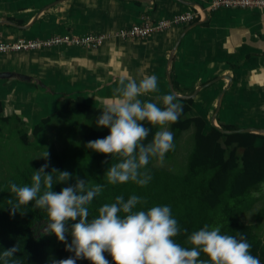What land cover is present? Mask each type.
<instances>
[{
    "label": "trees",
    "instance_id": "obj_1",
    "mask_svg": "<svg viewBox=\"0 0 264 264\" xmlns=\"http://www.w3.org/2000/svg\"><path fill=\"white\" fill-rule=\"evenodd\" d=\"M53 1L55 0H51ZM75 2L76 0L71 1L72 6ZM132 3L138 7L143 5L139 1H132ZM71 8L68 10L69 17ZM198 19L190 24L197 22ZM8 20L19 25L26 24L25 21L12 17ZM171 77L178 94L194 93V87L180 88L172 69ZM167 88L170 90L169 82ZM74 94L76 97L72 98ZM62 95L64 99L54 115L61 117L67 114L65 121L60 120L54 124L53 115L35 126L30 134L28 131L20 133L22 141L30 144L44 131V127L54 124V128L51 129L55 130L61 126L63 130L56 132L57 140L54 137L51 140L47 158L29 162L20 171L11 172L10 177L0 179V253L13 247L18 249L13 257L8 258V264H52V259H67L74 256V253L65 250V243L59 241L54 233H48V216L40 209L33 210L35 201L27 206L25 213L17 211L15 215L11 214V208L7 203L9 199H15L14 194L11 193L10 182L20 186L25 184L30 186L33 172L39 170L45 163H49V168L46 170L49 173L55 168L72 174V178L66 183L53 185L52 190L56 193L64 187L74 185L77 177L91 184L104 185L103 191L87 205L89 220L98 216V210L102 205L114 203L117 196L123 195L126 201L130 196L136 195L147 203L137 205L133 211H146L153 206H170L172 216L181 228V233L174 240L181 246L191 247L185 243L187 237L192 232L200 230L205 224L210 227L220 225L222 234L237 238L242 234L251 245L250 254L258 257L260 264H264L262 228L264 222V135L222 133L212 125L210 119L213 114L210 119L207 116L194 114L195 99L177 98L180 103L175 102L183 107V114L178 122L165 126L173 133L174 148L165 154L162 162L155 158L150 160L146 166L152 177L149 184L140 187L129 181L124 184L109 185L105 174L112 164L120 162V158L105 156L87 148L89 141L102 139L110 134L109 128L98 127L96 124L103 109L91 106L90 101L79 93ZM224 104L223 100L217 118L219 126L228 131L240 129L234 124H226L222 121L220 115ZM224 110V113L228 114L226 108ZM2 112L3 106L0 102V135L3 131L2 124L10 122L9 118L2 116ZM76 115L82 116L85 121L80 122L70 118ZM142 123L144 127L150 129L149 135L142 141L146 145L152 142L155 133L160 129L147 121ZM188 131H193L194 147L189 155L186 171L177 175L172 169L175 158L170 161V157L178 150L177 141L181 134ZM182 146L185 147L183 143ZM183 147H181L182 150H184ZM260 202H263V206L256 211ZM251 213H255L257 225L244 221V217ZM77 222L79 219L69 221L66 225L68 229L66 239L69 244L72 240L70 234L72 224ZM183 229H187V233ZM104 255L110 264H114L111 256L107 253ZM206 258L202 253L200 259ZM0 264H4V261L0 260ZM76 264H91V262L81 259L77 260Z\"/></svg>",
    "mask_w": 264,
    "mask_h": 264
},
{
    "label": "crops",
    "instance_id": "obj_2",
    "mask_svg": "<svg viewBox=\"0 0 264 264\" xmlns=\"http://www.w3.org/2000/svg\"><path fill=\"white\" fill-rule=\"evenodd\" d=\"M71 1H64L47 9L46 7L51 5V0H0V21L12 17L25 21L26 24L20 26L31 25L29 29L23 30L10 25H0V36L6 40L16 41L25 39L22 32L36 33V38L29 39H46L67 32L76 35L89 33L84 31L110 34L140 24L145 19L159 21L187 12L181 8V5L186 4L177 0L142 2L143 5L140 7L129 0H113L117 4V9L110 13L104 9L109 0H96L100 2L97 3V9H88L86 13L80 7L84 6L83 1L76 0L73 6ZM181 1L196 6L197 3L203 5L210 0ZM70 8L72 12L69 17ZM203 13L204 18L195 22H201L200 25L193 23L176 26L141 40L111 39L94 50L55 47L44 51L0 55L2 116L9 119L20 117L27 112L24 106H28L42 121L51 117L52 112H48L46 106L43 108L35 105L32 110L27 98L30 91L26 88V93L20 94L16 82L20 78L22 81L35 84L33 80H36L38 75L34 68L51 69V57L54 55L63 56L67 61L79 62L82 67L79 68L80 77L76 81L72 82L69 75V81L64 84L56 80L57 71L51 72V75L47 76L50 78L51 91L54 89L55 92L59 91L62 94L79 93L90 101L91 106L104 109L105 101L113 98L114 89L119 86L122 77L139 82L144 76L155 74L158 78V90L138 98L142 102L159 103L162 108L164 106L162 97L172 94L167 88L168 60L181 37L183 38L171 64L176 82L181 89L193 87L196 89L213 79L231 76L230 83L226 79H220L218 82L222 86L215 89L216 91L226 89L223 100L227 97L228 103L225 108L228 113L239 114L242 110L249 111L254 105L247 106L246 100L254 101L255 107L264 112V9L208 11L205 8ZM14 59H17V63ZM27 62L32 63L31 66H26ZM15 64H18V68L24 70L23 75L29 78L16 73L11 74L18 70L16 68L9 70ZM14 78L17 79L12 81ZM246 95H252L254 99ZM216 102L217 97L214 98L212 107L216 106ZM53 108V113L56 114L58 108ZM255 111L258 110L255 108ZM30 132L32 131L29 130L28 133Z\"/></svg>",
    "mask_w": 264,
    "mask_h": 264
},
{
    "label": "clouds",
    "instance_id": "obj_3",
    "mask_svg": "<svg viewBox=\"0 0 264 264\" xmlns=\"http://www.w3.org/2000/svg\"><path fill=\"white\" fill-rule=\"evenodd\" d=\"M157 86L155 74L144 76L139 82L122 77L114 89L113 98L105 101L96 124L109 128L110 134L89 141L87 148L120 158V162L112 164L105 174L109 185L131 181L140 187L147 186L152 179L146 169L150 160L155 158L162 162L165 154L174 148L173 133L165 126L178 122L183 114V107L175 102L176 94L162 97L163 108L138 98L156 92ZM144 121L160 127L152 142L146 145L142 141L150 129L144 127ZM48 168L49 163H45L34 171L30 186L10 182L15 199L11 198L7 203L12 215L17 211L25 213L33 201V210L46 212L48 233H54L59 241L65 243V250L74 253L67 259H52V264H76L81 259L91 264H110L105 253L111 256L114 264H260L259 258L250 254L251 245L242 234L239 238L222 234L220 225L210 227L205 224L187 237L185 243L191 247L181 246L174 240L181 233V228L173 218L170 206L133 211L137 205L147 203L136 195L126 201L123 195L117 196L114 203L102 205L98 216L89 220L87 205L103 191L104 185L91 184L77 177L74 185L56 193L52 190L53 185L66 183L72 174L55 168L49 173L46 171ZM77 219L79 222L71 227L69 244L66 225ZM183 231L187 233V229ZM17 251V247L3 250L0 260L8 264V258ZM202 253L206 259H200Z\"/></svg>",
    "mask_w": 264,
    "mask_h": 264
},
{
    "label": "rangeland",
    "instance_id": "obj_4",
    "mask_svg": "<svg viewBox=\"0 0 264 264\" xmlns=\"http://www.w3.org/2000/svg\"><path fill=\"white\" fill-rule=\"evenodd\" d=\"M81 1H83L82 3H84V6H80V7L85 13L87 12L88 9L96 10L97 3L98 4L100 3V2H97L96 0H81ZM118 1H121V0H118ZM54 2L55 1L51 2V4ZM209 3L210 1H208V3H203L202 6L205 8H208ZM99 7L101 8L102 6H99ZM115 8L117 9V4L113 0H109V3H107L104 6V9H106L107 13H110V11L114 12ZM181 8L186 9V11L192 10V7H189L187 5H181ZM84 32H89L88 34L98 33L96 31H84ZM21 34L22 36L25 37V39L36 38L37 36L35 32H22ZM84 35H87V34L84 33ZM84 49H87V48H84ZM87 50H91V49H87ZM32 55H37V54H32ZM32 55H30V57H32ZM64 59L65 57L63 58V56H57V55H54L53 57H51V69H53L52 71L51 69L43 70L40 67H35L34 71L37 72V75H38L36 80H33L35 84L31 83L30 81L29 82L25 80L22 81V79L20 78L16 82V87L19 86L20 94L24 95L26 93L25 90L27 89L28 91H30L28 94L29 96L27 98L30 101L29 104H31L30 106H32V110H34L33 107L35 105H38L43 108H45L46 106L48 112L50 113L52 112L50 116L54 115L53 107L58 108L59 110L60 102L64 99V96L60 94L61 92L59 91L55 93L54 89L53 91L50 90L52 89L51 82H50V78H47V76H50L51 72L53 71L58 72L56 80L62 84L67 83L69 81V75H71L72 82L76 81L80 77L79 68H81L82 65L79 62H73L70 60L67 61ZM14 60L17 63V59H14ZM31 64L32 63L27 62L26 66L27 65L31 66ZM13 68H16L18 70L15 72H12L11 74L16 73L17 75L25 76L23 75L24 70L19 69L18 64H15L14 66L10 67L9 70ZM39 68L41 70H39ZM25 77L29 78V76H25ZM38 78H41V79H38ZM16 79L17 78H14L12 81H15ZM30 84L33 86H30ZM27 85H29L30 87H28ZM221 86L222 85H220V82L217 81V83H214L210 87L203 89V91H201L198 94L197 98H194L195 99L194 114H198L203 117L207 116L209 119H210V116H212V114L214 115L216 111V106H215V109L214 107L212 108L214 98L217 97V101H218L221 94L225 90L223 89L221 91L219 90L216 91L215 89H218ZM226 92L224 96H226ZM181 95H184V94H181ZM246 96L254 99V96L252 95L250 96L246 95ZM73 97H76V95L75 94L72 95V98ZM176 101L179 102L178 100ZM224 101H225V104L223 106V110L225 109L226 104L228 103L227 97L225 98ZM248 101L249 100H246L247 103L245 102L247 106L254 105L249 110L252 112H249L247 110L245 111L242 110L239 114L235 112H233L232 114H229V113L225 114L224 113L225 110L224 111L222 110V114L220 115L222 121L225 122L226 124L228 123L234 124L236 125V127L240 129L253 128V129H263L264 130V112L260 111L258 107H255L256 103L254 101H250V102ZM156 104L159 106V103H156ZM24 107L27 109V112L25 111L24 115H21L20 117L15 116L12 119H10L9 123L2 124L3 131L0 135V179L10 177L11 172L14 173L16 170L20 171L29 162L41 160L44 157H46V153L47 154L50 153L49 148H51L52 138L54 137L57 140L56 132L63 130L61 126L58 128H55L56 131L51 128L54 126V124H57L58 121L60 120L65 121L66 118L68 117L67 114L62 115L61 117H57L54 115L53 116L54 124L49 125L48 127H44V131L41 134H39V136L36 137V140H34L35 142L33 141V143L25 144L21 139L20 133L23 131L29 132V130L34 131V127L39 125L42 122V120L41 118H39V116L31 112V107H28V106H24ZM255 108L258 111H255ZM70 118L72 120L77 119L80 122L85 121L84 118L80 115L72 116ZM210 120L212 122V117ZM66 125H70V124H66ZM182 143L183 145H185V147L182 146ZM177 146H178L177 148L178 150L176 154L170 157L171 158L170 161H172L175 158L173 160L174 162V167L172 168L173 172L177 175L178 174L181 175L187 169L188 158L194 147L193 131L182 133L177 141ZM181 147H183L184 150H182ZM262 206H263V202H260L256 207V211ZM254 214L255 213L247 214L244 217V221L248 224L257 225V221H256V218L254 217ZM262 228L264 232V222H263Z\"/></svg>",
    "mask_w": 264,
    "mask_h": 264
},
{
    "label": "built area",
    "instance_id": "obj_5",
    "mask_svg": "<svg viewBox=\"0 0 264 264\" xmlns=\"http://www.w3.org/2000/svg\"><path fill=\"white\" fill-rule=\"evenodd\" d=\"M221 9L254 10L264 9V0H210L208 11ZM204 10L193 6L192 10L177 14L168 19L159 21L143 20L142 23L120 29L110 34H65L52 36L46 39H18L16 41L6 40L0 36V55L35 52L55 47H81L87 49H98L111 39L117 40H141L161 33L176 26L188 25L196 19L204 18Z\"/></svg>",
    "mask_w": 264,
    "mask_h": 264
},
{
    "label": "water",
    "instance_id": "obj_6",
    "mask_svg": "<svg viewBox=\"0 0 264 264\" xmlns=\"http://www.w3.org/2000/svg\"><path fill=\"white\" fill-rule=\"evenodd\" d=\"M64 1H71V0H60V1H56L55 3L47 6L46 8H50V7H53L55 5H57L58 3H61V2H64ZM129 1H139V2H144V3H149L151 1H154V0H129ZM177 1H180L182 3H185L186 5L188 6H194L193 4L191 3H187V2H184V1H181V0H177ZM199 5V4H197ZM196 5V6H197ZM199 7L203 10H205V8L202 6V5H199ZM45 11V10H44ZM43 11V12H44ZM38 18V17H37ZM36 18V20H37ZM196 25H200L201 22H198V23H195ZM0 25H10V26H13L15 28H19V29H29L31 27V25H26V26H20L18 25L17 23L15 22H12L10 20H4V21H0ZM183 37H181L178 42L176 43L172 53L170 54V57H169V60H168V65H169V69L167 71V77H168V82H169V87H170V90L172 93H175L177 98L178 99H182V100H189V99H194L197 97L198 93L213 85L214 83H216L217 81H219L220 79H226L229 81V83L232 81V78L231 76H223V77H220V78H216L212 81H210L209 83L201 86V87H198L195 89L194 93L191 94V95H180L176 92V90L174 89V85H173V82H172V77H171V64H172V61H173V58H174V54H175V51L176 49L178 48L180 42H181V39ZM226 92V89L223 91V93L221 94L220 98L218 99L217 101V105H216V111L214 113V115L212 116V125H214L215 127H217L222 133H225V134H236V133H253V134H259V135H264V130L263 129H253V128H247V129H238V130H232V131H228V130H224L222 129L218 124H217V117H218V114L220 113V110H221V106H222V100H223V97H224V94Z\"/></svg>",
    "mask_w": 264,
    "mask_h": 264
}]
</instances>
